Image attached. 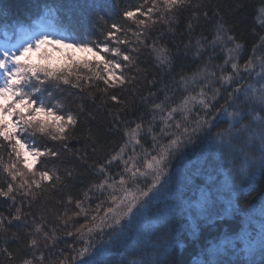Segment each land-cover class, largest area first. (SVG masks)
Listing matches in <instances>:
<instances>
[{"label": "snow or ice", "instance_id": "1", "mask_svg": "<svg viewBox=\"0 0 264 264\" xmlns=\"http://www.w3.org/2000/svg\"><path fill=\"white\" fill-rule=\"evenodd\" d=\"M24 7L32 20L22 24L0 2V24L12 33L0 44V200L10 202L0 210V257L8 264H113L119 252L139 257L129 264H185L179 247L190 264H254L257 252L264 264V2L250 47L200 0L123 8L116 0H28ZM185 11L188 43L174 54L151 33L157 24L174 31ZM142 49L170 79L141 95L145 111L127 120L116 90L146 79ZM179 56L191 66L177 64ZM62 86L77 90L75 109L54 96ZM97 93L111 106L121 143L92 160L95 179L82 197L58 202L54 219L37 216L38 193L67 187L73 176L48 164L72 151L86 101ZM38 136L54 143L40 144ZM95 153L89 130V143L73 156L88 165ZM186 234L193 237L187 245ZM22 236V254L9 250V239ZM65 237L73 238L70 255L55 251Z\"/></svg>", "mask_w": 264, "mask_h": 264}, {"label": "trees", "instance_id": "2", "mask_svg": "<svg viewBox=\"0 0 264 264\" xmlns=\"http://www.w3.org/2000/svg\"><path fill=\"white\" fill-rule=\"evenodd\" d=\"M3 5H9L11 7V17L10 19L15 22L19 20L23 23H30L32 17L28 13L24 5L28 0H0ZM201 3L205 4L209 12V17L213 16V13L219 12V16L223 17L227 23L232 25L237 35H241L245 38L246 43L251 45L255 39V35L252 32L253 28H256L259 31L258 25H256L254 16L256 15V10L264 0H200ZM139 0H116L118 8H123L127 5L137 4ZM238 3H242L243 7L239 8ZM115 11V10H113ZM191 15L190 11H185L180 17L179 24L172 25L171 27L174 31H169V26L165 24H157L155 29L151 33V36H161V43H166L174 54H178V50H183L184 46L188 43V34L186 31V24ZM111 19H117L113 14ZM203 24V19L201 20ZM89 27L92 31H95V28L92 26V21H89ZM200 29H197L199 32ZM0 35L5 39L11 38V30L5 25L0 24ZM18 35V34H17ZM97 35L99 33L97 32ZM183 62L186 66H191L190 58L185 60L183 56H179L177 64ZM139 67L144 71V76L139 77L138 81L134 82L132 85L126 86L123 90L117 89L121 95L124 104L127 107V112L124 113V117L127 120H132L136 115L145 111V105L141 102V95L148 96L149 90L156 91L157 89L163 88L164 84L169 81L170 75L160 71L154 62V58L149 55L147 50H143L139 54ZM135 74V73H132ZM155 79V86L150 84L149 81ZM66 90L64 92L54 91V96L57 99H63L67 107H72L75 109L76 105L80 103V100L75 96L77 90L70 89L68 86H62ZM103 87V85H101ZM68 91L74 93L73 96H68ZM98 99L93 102L92 100L86 101V108L83 113H81L80 120L81 123L76 130V138L69 141L72 151L67 153H62L61 157L58 160H55L48 164L49 168H58L60 174L64 176L65 169H72L73 176L71 179H65V184L67 187L60 186L55 190H49L47 192L38 193L35 200L32 204L31 211L34 214L39 216L40 214H45L48 219H54V217L59 214L58 209L62 200L71 194L73 197H78L83 194V191L88 187V185L94 181L95 177L93 175V169L91 167L93 159H102L105 157L113 148L117 147L121 143L120 134L111 127L112 116L109 114L110 105L106 107L101 103V99H106L102 97V93L96 94ZM55 101H53L54 103ZM91 113V115H89ZM89 130H91L92 142H94L96 147V153L94 157L89 158L88 165L83 164L78 161L74 156L73 152L76 149L83 150L84 147L89 143ZM37 142L40 144L48 143L51 145L52 141L46 140L44 137H37ZM89 151L91 149L89 148ZM116 169L114 168L113 171ZM6 174L0 177V183H3ZM198 179H206L205 177H200ZM219 179L223 181L224 175L221 171ZM10 203V202H9ZM9 203H5L0 200V210L7 212ZM14 210V209H13ZM258 217V212H257ZM17 231L16 227L9 229V235L11 232ZM225 232L228 231L227 228L224 229ZM215 233V230H213ZM186 240L184 243L187 245L193 237L186 234ZM210 239V237H209ZM25 238L22 236L19 242L9 239L8 247L11 251H20L22 254L23 246L25 243ZM73 243V238L65 237L60 243L57 244L55 251L59 252L64 250V254L70 255L71 249L67 245ZM0 246H4L0 244ZM199 245H197L194 251L199 250ZM189 251H193L189 249ZM174 252L177 256H182L185 260V264H190L192 256L188 252H182L179 247L174 249ZM133 259H139L134 254H129L127 256H122L117 252L111 260L113 264H117L119 261H123V264H129ZM241 259L247 261L249 258L247 256H242ZM254 264H261V256L259 252L252 257ZM0 264H8L5 257H0Z\"/></svg>", "mask_w": 264, "mask_h": 264}, {"label": "rangeland", "instance_id": "3", "mask_svg": "<svg viewBox=\"0 0 264 264\" xmlns=\"http://www.w3.org/2000/svg\"><path fill=\"white\" fill-rule=\"evenodd\" d=\"M5 41H6V39L3 38V36L0 35V44H4ZM13 42H14V41H13ZM76 55H77V56H80L81 54H80V53H77Z\"/></svg>", "mask_w": 264, "mask_h": 264}]
</instances>
